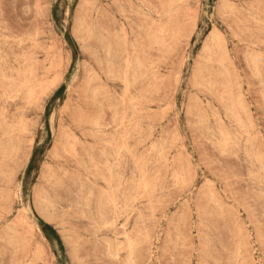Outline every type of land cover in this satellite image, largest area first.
I'll return each mask as SVG.
<instances>
[{
	"label": "rangeland",
	"instance_id": "1",
	"mask_svg": "<svg viewBox=\"0 0 264 264\" xmlns=\"http://www.w3.org/2000/svg\"><path fill=\"white\" fill-rule=\"evenodd\" d=\"M263 165L264 0H0V264H264Z\"/></svg>",
	"mask_w": 264,
	"mask_h": 264
},
{
	"label": "bare ground",
	"instance_id": "2",
	"mask_svg": "<svg viewBox=\"0 0 264 264\" xmlns=\"http://www.w3.org/2000/svg\"><path fill=\"white\" fill-rule=\"evenodd\" d=\"M216 35V34H215ZM210 41V40H209ZM109 52V51H108ZM224 90V89H223ZM237 101H239L238 100V98H237ZM238 103H240V102H238ZM237 106H240V105H237ZM229 111H230V109H229ZM227 113H229V112H227ZM233 113V112H232ZM230 114V113H229ZM236 115V114H235ZM234 115V116H235ZM222 118V117H221ZM234 118V117H233ZM239 118V117H238ZM234 120H235V118H234ZM221 123V122H220ZM199 124V123H198ZM201 124V123H200ZM218 124V123H217ZM235 124V123H234ZM202 125V124H201ZM242 127V125L240 124L238 127ZM242 130V129H241ZM207 132V131H206ZM225 139H227L226 137H225ZM232 144H233V142H232ZM225 146V145H224ZM243 146V145H242ZM222 147H223V145H222ZM225 150V149H224ZM119 152V151H118ZM128 152V151H127ZM163 154V153H162ZM118 155V154H117ZM128 155V154H127ZM256 160V159H255ZM137 162V161H136ZM138 163V162H137ZM259 163V162H258ZM135 165V164H134ZM264 166V165H263ZM141 169V168H140ZM109 171V170H108ZM140 173V172H139ZM175 178V177H174ZM141 180H142V178H141ZM174 180H176V178L174 179ZM136 181H138L137 179H136ZM142 183H143V181H142ZM144 185V184H143ZM112 197V196H111ZM141 197V196H140ZM114 207V206H113ZM231 209V208H230ZM220 210V209H219ZM222 212V211H221ZM126 214V213H125ZM119 228H121V227H119ZM114 236V235H113ZM119 237H120V235H119ZM122 238V237H121ZM124 238V237H123ZM236 244H238V243H236ZM130 249V248H129ZM130 252V251H129ZM132 252V251H131ZM129 261V260H128ZM126 262V261H125Z\"/></svg>",
	"mask_w": 264,
	"mask_h": 264
}]
</instances>
